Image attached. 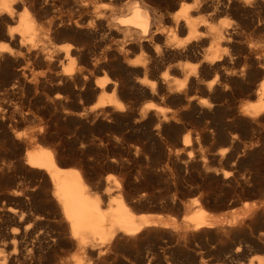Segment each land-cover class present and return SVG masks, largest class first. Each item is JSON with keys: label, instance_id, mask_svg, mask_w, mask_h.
<instances>
[{"label": "bare ground", "instance_id": "bare-ground-1", "mask_svg": "<svg viewBox=\"0 0 264 264\" xmlns=\"http://www.w3.org/2000/svg\"><path fill=\"white\" fill-rule=\"evenodd\" d=\"M227 15L235 21H219ZM58 40L64 42L55 43ZM136 54L139 58L133 59ZM188 58L196 60L193 71L182 62ZM159 66H165V76H156L151 84L138 79ZM35 67L48 71L39 77ZM90 72H109L112 77L91 83ZM208 73L213 79L205 82L200 76ZM176 75L183 77L180 83L168 77ZM258 76L264 78V0H0V91L20 104L0 106V264H108L121 242L137 241L159 228L170 232L175 248L190 258L169 260L164 256L167 249L150 254L149 248L147 264L159 259L161 264H264V176L252 201L250 180H229V203L238 205L230 215L208 212L207 205L195 199L184 205L179 220L169 223L162 214L136 211V203H155L157 198L115 194L109 176L93 180L83 168L62 161L58 144L45 145L52 137L49 122L37 125L34 116L47 109L48 102L54 117L61 114L74 118L77 125L98 124L104 129L116 125L124 132L144 119L148 126L163 125L160 111L150 105L138 110L132 105L133 110L128 100L121 101L118 94L126 88L151 99L174 94L181 105L187 101L206 112L234 86L241 97L256 98L239 108L246 121H254L264 113V79L257 81ZM45 78L76 98L89 87L91 95L84 100L92 103L71 110L60 93L32 100ZM190 89L200 90L211 101H193ZM246 121L240 118L232 125ZM222 130L233 146L235 135ZM123 136L128 137L125 132ZM189 143L188 137L182 138L183 146ZM249 155L241 165L246 172L255 157ZM161 203L179 206L172 198Z\"/></svg>", "mask_w": 264, "mask_h": 264}, {"label": "rangeland", "instance_id": "rangeland-1", "mask_svg": "<svg viewBox=\"0 0 264 264\" xmlns=\"http://www.w3.org/2000/svg\"><path fill=\"white\" fill-rule=\"evenodd\" d=\"M231 17H233V15H227V17L222 16L219 18V21L225 20L227 22L233 23L235 21V17H233L232 20ZM63 42V40L55 41V43L57 44ZM137 58H139L138 54L133 56V59ZM182 62L187 65L190 71H193V67L196 63L195 59L188 58L186 60H183ZM157 68L158 69L155 68L149 73L150 75L147 74L145 77L141 74L138 75V79L140 81H144L146 84H151L152 79H154L156 76L161 77L166 75L165 66H162V69L160 66ZM33 71L37 74H40L39 77H43V72L46 73V71L48 70L35 67V70ZM154 71L156 73H159L156 74ZM111 75L112 74L109 72H107L106 74H96L94 72H90L88 75L90 81H88L92 83L93 81L104 76L112 77ZM168 77L175 83H180L183 79L181 75ZM261 77L262 76L256 77V80H260L259 78ZM200 78L206 82L207 80L209 81L213 79V74H202ZM48 79L49 78H45L46 81H44L43 79V82L41 81L42 79L40 80L38 86L36 87V89H34V94L30 96L32 100L33 97L37 96H42L41 98H45L44 100H46V97L51 98L56 93H60L65 96L63 97V101L67 102L68 108L71 110L79 108L80 104L87 106L88 104L92 103L93 100L87 103L84 100L85 97L91 95L89 87L81 89L80 96L76 98L71 96L69 92L63 90L61 86H58L56 82ZM262 79L264 78L262 77ZM197 90L198 89H190L188 95L193 97V101L207 105V103L211 101L210 97L208 98L205 93ZM237 90V88L235 89V87L232 86L230 90H228L226 94L223 95L224 97L221 96L219 98L216 106H214L215 108L210 110L211 112L207 109L206 112H204L205 107L197 108L195 105L193 107L188 104L187 101H182L181 105L180 102L178 103V101L176 100V95L174 94H167L166 96H159L158 98L151 99L149 97L143 96L140 93H136V95L134 91L126 88V90L120 91L122 92L120 93L122 94L121 97L120 94H118L119 99L122 98L121 101L126 102L128 100L127 102H129L128 104L133 110H138L139 107L141 108L144 105H150L155 110L160 111L159 118L162 120L163 124L161 126L154 123V125L152 124L148 126L145 123L146 119H144L145 122H143L144 120H142L140 121V123L137 122V125L134 124L136 125V128H127V131L123 130L125 134L128 135V137L123 136L124 132H122V130H119L116 125H114L113 128L104 129L98 124H94L95 127L93 125H77V123L74 122V118L66 116L63 117V115L61 116V114L58 115L60 117H54L53 107L51 106V104H48V102L47 109H44L43 111L41 110L40 112L34 114V116H36L37 125L42 124V122L45 124H48L49 122L52 137H50L49 140V137L46 139V141L48 142H46L45 145H52L51 142H53V144H58L61 153L60 159L62 161L68 162L69 166L83 168L90 177L92 176L93 180H96V177L99 176L101 178L109 176L111 178V184L114 185V189L116 192L115 194H118L119 191H123L128 195L134 197L147 195L157 198V203H150L148 201H140L136 203V211L152 215L162 214L163 218L171 223L175 219L177 220V218L179 220V218L184 214V205H187L189 202L195 199H200V201L202 200L203 204H205V206L207 205L206 207L208 208L206 211L208 212L212 211L211 213L215 212L217 213V215H221L222 213H224V215L222 214V216L230 215L237 209L238 205H232L231 203H229L231 201V193L229 192L230 186H228L230 185L229 180L234 179L235 182H243V179L250 180L251 182L247 186V190L248 194H250L251 197L249 196L250 199L248 197V201H252L255 199L254 194H257L256 192H258L260 183L263 180L264 176V113H262V116L260 114L257 117L258 120L257 118H255L254 121L252 120L253 122L246 121L248 120V118L243 112L239 110L240 105L246 101H255L256 98L245 97L244 95L243 98V96L241 97L239 91ZM235 91L237 94H235ZM123 93L128 94L126 95ZM0 94L3 96H1L0 98V106L9 105L11 108L20 106L16 97H5L2 91H0ZM228 100L230 101V103H232L230 104L229 102H226ZM233 100L235 102H233ZM34 103L32 101V104ZM235 104L238 105L235 106ZM132 105H134L135 109L134 107L132 108ZM189 105L191 106V108ZM36 106L40 107L39 104H37ZM187 107L188 111L186 110ZM229 108H231V111L229 110ZM207 111L209 112L210 116L205 115L208 113ZM202 112L204 114H202ZM230 113H233V115ZM204 116L209 117L205 118ZM238 117L242 118V121H246L244 122L245 124L243 123L244 125L242 124L233 126L232 123L240 119ZM54 120L57 122H55ZM226 121H228V123ZM250 124H252V127H249ZM24 125L25 124L22 125L21 123L19 124V127L22 126L24 128ZM245 125L247 126L244 127ZM89 128H94L92 130L93 133L91 132L90 134L89 132H87ZM223 128L225 129L226 134L228 133L235 135L236 144L234 143L233 146H230L227 140H225V135H222L221 133V131H223ZM150 133H152L153 135H150ZM183 137H188L190 139L189 145H182ZM86 144L89 146H87ZM249 153H253L256 158L254 157L255 160L253 159L252 162H249L247 168L248 170L249 168L252 169L248 171L246 168V170L248 171L246 172L242 170L241 165L244 162H248V159L250 157ZM229 155L233 158H231ZM231 162L234 163L232 164ZM243 173L248 174H244L243 176ZM236 188L239 189V186L237 185ZM171 198L172 200H174L175 204L179 205L177 206V208L172 206L170 207V205L165 207V205L161 203L165 200L169 201L171 200ZM228 205L230 207H227ZM206 207H204V209H206ZM172 216L174 218H172ZM169 227L171 226H167V229ZM159 229L160 230H157L158 232L156 231V233L154 232V230L147 235H142L137 241L128 240L129 243L128 241H126L127 243L121 242L116 250L111 254L112 256H110L111 258L109 257L107 263L147 264V259L150 257L151 253L157 252L158 254H162L163 249L168 250L167 253L164 254V256L169 260L176 259L177 261L184 262L188 259L186 257L190 258L189 254L179 252L178 249L175 248V242L173 241V238H171L172 236L169 235L170 232L165 231L164 228ZM170 238L173 241L172 243ZM168 241L171 243V245ZM145 247L146 249H144ZM149 248L151 250L150 254ZM251 254L253 255V257H256V253ZM114 256L116 257V259L114 258ZM156 261L158 264H161L163 259L155 260L153 264H157Z\"/></svg>", "mask_w": 264, "mask_h": 264}]
</instances>
